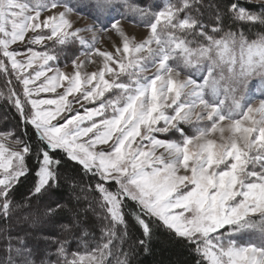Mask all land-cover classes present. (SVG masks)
<instances>
[{"label":"snow or ice","instance_id":"1","mask_svg":"<svg viewBox=\"0 0 264 264\" xmlns=\"http://www.w3.org/2000/svg\"><path fill=\"white\" fill-rule=\"evenodd\" d=\"M83 9L98 26H74ZM123 20L146 34L130 36ZM108 32L112 51L96 46ZM0 79L21 129L0 131V264H36L10 230L14 192L32 175L27 199L39 198L66 162L89 178L70 184L99 236L82 230L74 251L45 238L54 251L41 264H130L128 217L145 252L163 231L194 264H264V0H0Z\"/></svg>","mask_w":264,"mask_h":264},{"label":"trees","instance_id":"2","mask_svg":"<svg viewBox=\"0 0 264 264\" xmlns=\"http://www.w3.org/2000/svg\"><path fill=\"white\" fill-rule=\"evenodd\" d=\"M133 2L148 6L157 2V0H133ZM205 2H212V0H205ZM83 11L85 15L94 18L93 15L88 14L91 11L90 9H83ZM78 49L79 45H76L75 48L66 49L65 54L61 55L59 65L71 61ZM0 91H6L2 79H0ZM9 130H14L19 134L21 131L20 119L16 115L15 109L11 108L3 97H0V131ZM28 134L34 137L31 126L28 128ZM28 163L31 166L32 161L29 160ZM61 172L63 176L60 185L39 198L27 199L34 183L32 175L21 178V182L16 186L14 192V200L20 203L22 208L18 210L17 216L13 218L10 230L13 234L19 233L21 236H26L28 246L36 252L34 257L36 264H41L43 260L49 258L47 253L54 251V245L45 238L63 239L67 237L69 250L74 251L77 248V238L82 230L93 232L97 237L99 236V222L89 209L88 201L83 199V194L79 192V189L74 192L70 184L71 181H75L87 186L89 184L88 176H85L80 166L74 162H66ZM64 177L69 179L65 180ZM94 195L97 194L88 193L89 199ZM77 196H81L79 201L76 198ZM57 205H61V207L57 209L54 215H45L47 208H56ZM24 217H28L27 222L23 220ZM128 219L130 225L129 238L124 248L132 251L130 264H194V257L190 250L185 248L182 243L171 239L163 231L156 233L149 243V251L145 252L135 244L142 236L139 229L133 226L134 222L131 217H128ZM71 223L76 224V227L69 234L63 230V226ZM0 227H3V222H0ZM4 247L3 235L0 234V259L4 257ZM50 258L54 259V257Z\"/></svg>","mask_w":264,"mask_h":264},{"label":"rangeland","instance_id":"3","mask_svg":"<svg viewBox=\"0 0 264 264\" xmlns=\"http://www.w3.org/2000/svg\"><path fill=\"white\" fill-rule=\"evenodd\" d=\"M71 18L74 21L75 27L84 28V27H87L88 25H97L98 26V23L94 18H91L90 16H87L85 14L83 16H78L77 14L74 13ZM102 19L105 20L106 18L103 17ZM104 22L107 23V20ZM122 24H123V27L125 28L126 32L130 36H135L137 39L143 38V36L146 34L147 30L145 28H143L141 26L133 25V24L129 23L127 20H123ZM81 34L86 36L87 38L91 39L92 34L90 32H84ZM113 41H115L116 43H119V40L115 36L114 33H112V32H108L107 34L101 33L100 34V43H98L96 46L101 48V50L106 49V50L112 51L113 50V47H112ZM38 50H40L39 46H38ZM81 59H84V58L81 57ZM59 67L63 71H71V61L64 63L63 65H59ZM97 67H98V60H97V64L86 65L85 70L91 72V71L96 70ZM253 83H255V82H253ZM48 95L50 96L51 94H48Z\"/></svg>","mask_w":264,"mask_h":264}]
</instances>
